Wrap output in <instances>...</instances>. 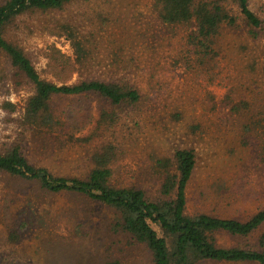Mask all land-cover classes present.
Returning <instances> with one entry per match:
<instances>
[{"label":"rangeland","instance_id":"374dc122","mask_svg":"<svg viewBox=\"0 0 264 264\" xmlns=\"http://www.w3.org/2000/svg\"><path fill=\"white\" fill-rule=\"evenodd\" d=\"M153 1L73 0L60 10L17 18L5 36L32 57L43 78L58 84L77 82L81 72H87L86 76L92 71L96 77L108 76L110 70L123 72L125 63L116 59L135 56L129 74L145 98L126 120L132 127L133 119L138 118L135 120L141 125L142 135L138 145L130 148L115 166L116 176L128 183L142 184L151 193L157 183L151 172L155 159L171 156L176 148H194L197 167L188 188L189 211L245 220L264 208V162L258 158L262 148L256 138L243 142L241 120L222 107L223 95L231 84L239 83L244 71L233 47L236 35L227 31L222 37V71L211 81L205 71L184 67L180 51L187 28H169L161 23ZM252 5L264 17V0H252ZM61 24L73 26L92 53V62L86 68H81L76 60L74 46L59 28ZM59 61L66 66L53 70L52 64ZM5 64L0 56V76H4ZM33 91L20 78L0 80V149L17 142L22 131L17 119ZM7 103L14 104L15 109L10 110ZM102 103L94 95L85 94L53 104L64 119L84 125L85 133L96 126ZM25 139L31 163L60 176L86 173L89 162L82 147L53 143V149L45 151L35 146L27 134ZM32 212L35 226L24 231L16 252L11 253L6 240L7 222L16 216L21 218L20 215L27 218ZM115 222L116 214L110 207L85 195L53 193L40 187L36 180L0 175V258L4 261L153 264L148 249L131 243L125 233L114 228ZM263 231L264 226L245 240L220 236L218 241L224 246L236 242L256 246ZM202 264L257 263L206 260Z\"/></svg>","mask_w":264,"mask_h":264},{"label":"trees","instance_id":"16d2710c","mask_svg":"<svg viewBox=\"0 0 264 264\" xmlns=\"http://www.w3.org/2000/svg\"><path fill=\"white\" fill-rule=\"evenodd\" d=\"M72 1L0 2V56L6 63L0 80L20 78L34 88L23 114L17 119L22 129L17 142L0 149V175L36 180L49 192H75L110 207L116 214L114 228L125 233L131 243L144 245L153 264H202L206 260L264 264V231L256 246L240 242L224 246L218 241L220 236L238 240L253 236L264 226V208L245 220L207 211H189L188 188L197 167L194 148H176L171 156L155 159L151 172L157 183L151 193L142 184L128 183L116 176L115 166L130 148L138 145L142 135L138 118L133 119L135 126L132 127L128 124L130 120H126L130 113H136L145 98L129 74L128 68L136 62L135 56L122 54L125 58L116 59L125 63L123 72L110 70L105 77H96L92 71L84 76L87 72H81L77 82L58 84L43 78L32 57L5 36L17 18L60 10ZM153 7L159 21L167 27L187 28L183 33L181 62L186 69L205 71L211 81L222 71V37L227 31L236 35L233 47L244 71L239 83L231 84L223 95L222 107L241 120L243 142L250 143L252 137L256 138V144L262 148L258 158L264 162L263 15L252 5V0H154ZM59 28L71 39L80 67L86 68L92 62V53L84 46L80 34L70 24H61ZM52 66L55 70L66 65L59 61ZM85 94L94 95L103 103L96 126L84 133V125L64 119L56 113L53 103ZM6 106L15 109L14 104ZM26 134L35 146L45 151L53 149V143L61 147H82L89 162L86 173L60 176L31 163L26 153ZM32 214H27V218L16 216L7 222L6 240L11 253L16 252L24 231L35 226V214ZM7 263L15 262L0 258V264Z\"/></svg>","mask_w":264,"mask_h":264}]
</instances>
